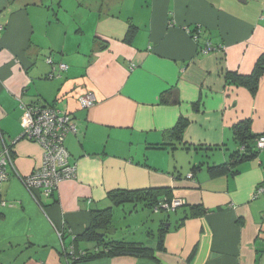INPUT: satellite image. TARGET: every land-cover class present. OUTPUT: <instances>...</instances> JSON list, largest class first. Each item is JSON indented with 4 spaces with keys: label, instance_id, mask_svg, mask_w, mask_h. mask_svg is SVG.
I'll return each instance as SVG.
<instances>
[{
    "label": "crops",
    "instance_id": "crops-1",
    "mask_svg": "<svg viewBox=\"0 0 264 264\" xmlns=\"http://www.w3.org/2000/svg\"><path fill=\"white\" fill-rule=\"evenodd\" d=\"M196 28L199 44L189 33ZM206 42L221 51L200 54ZM262 55L264 0H0V151L13 148L17 171L0 182V264H264V195L252 197L264 183V150L234 175L210 171L239 150L236 124L250 120L264 134V76L254 97L225 79L251 74ZM49 56L68 66L60 77H48ZM171 89L179 103L161 104ZM86 95L97 102L81 109ZM22 104L55 106L78 126L65 141L77 177L60 182L43 209L21 180L44 154L22 139ZM181 117L189 122L182 144L162 147L175 142L165 133ZM158 189L185 202L163 250L153 234L132 241L158 261L72 259L97 250L79 237L94 212L115 214L109 193ZM193 206L207 212L180 225Z\"/></svg>",
    "mask_w": 264,
    "mask_h": 264
},
{
    "label": "trees",
    "instance_id": "trees-1",
    "mask_svg": "<svg viewBox=\"0 0 264 264\" xmlns=\"http://www.w3.org/2000/svg\"><path fill=\"white\" fill-rule=\"evenodd\" d=\"M135 30L136 28L131 25L127 37H132ZM263 76L264 55L259 58L253 72L249 75H241L239 73L229 71L225 72V79L227 84L244 87L251 93L253 97L258 93L260 79ZM160 103L163 105L178 104L179 100L177 91L175 89H171L163 92L160 97ZM188 125V120L181 117L174 128L165 133L166 138L173 139L175 142H167L162 144L161 146L164 148L169 147L173 150L177 145L182 144L183 135ZM232 134L234 141L239 146V150L233 152L230 155V160L227 165L211 167L210 171L213 176L219 175L221 173L223 174L226 171H231L232 175H234L240 164L255 159L262 151L257 148V140L264 134L255 135L252 132L250 120H244L236 124L232 129ZM199 168L194 167L193 171L195 172ZM109 198L115 205V207H124V204L129 202L130 200H138L142 201V206L148 209H155L159 207V205L164 200L170 202L173 199L172 191L170 189L144 190L137 192L116 191L109 193ZM206 212L207 211L203 207L193 206L190 208L189 214L182 218L180 225H183V223L190 217L203 215ZM113 218V208L94 212L90 228L79 238L88 242L95 243L97 245V250L93 252H86L85 254L80 255L77 258H75L77 254H75L74 252V254L71 256L73 257L72 259L78 262H87L105 257L111 258L118 256H135L158 261L155 257L156 251L142 243L118 240L109 235L99 236L97 234L98 230H109L113 227ZM166 232L167 230L165 228L159 230L156 250L164 249L163 238Z\"/></svg>",
    "mask_w": 264,
    "mask_h": 264
},
{
    "label": "built area",
    "instance_id": "built-area-1",
    "mask_svg": "<svg viewBox=\"0 0 264 264\" xmlns=\"http://www.w3.org/2000/svg\"><path fill=\"white\" fill-rule=\"evenodd\" d=\"M189 33L192 39L199 44L202 31L196 28L190 30ZM215 51H221V47L216 48L211 42H206L202 48H199L202 55ZM46 61L52 68L48 76L51 79L60 77L61 73L68 69L64 63H55L52 56L47 57ZM96 102L93 95L78 98L81 109H90ZM21 107L23 109L22 139L36 142L44 152L41 166L21 180L32 198L43 209L44 201L54 195L60 182L77 177V166L69 161L65 141L70 134L78 133V126L76 119L70 113L63 112L55 106L22 104ZM257 148L264 150V135L257 140ZM10 171L17 174L13 148L5 145L0 151V182L10 178ZM262 195H264V183L256 188L252 197L256 199ZM184 205L183 200L172 199L170 202L164 200L155 210L175 212ZM58 234L62 237L63 231H58Z\"/></svg>",
    "mask_w": 264,
    "mask_h": 264
},
{
    "label": "rangeland",
    "instance_id": "rangeland-1",
    "mask_svg": "<svg viewBox=\"0 0 264 264\" xmlns=\"http://www.w3.org/2000/svg\"><path fill=\"white\" fill-rule=\"evenodd\" d=\"M65 6L70 7L69 4H64ZM64 21L66 20L64 19ZM184 163V166L188 165L187 158H185ZM141 202L130 200L124 204V207L115 209L113 227L111 228L114 231V234L112 233L113 237L127 242L142 241L144 243L148 239L152 241L150 240L152 237L149 236L153 234L154 238L152 239L156 241L159 230L166 228L170 223L175 225L178 215L182 214L181 208L178 209L177 214L172 211H158L155 213L153 209L144 208ZM161 222L164 224L161 225Z\"/></svg>",
    "mask_w": 264,
    "mask_h": 264
},
{
    "label": "water",
    "instance_id": "water-1",
    "mask_svg": "<svg viewBox=\"0 0 264 264\" xmlns=\"http://www.w3.org/2000/svg\"><path fill=\"white\" fill-rule=\"evenodd\" d=\"M112 233L114 234V231L113 230H98L97 231V234L99 236L111 235Z\"/></svg>",
    "mask_w": 264,
    "mask_h": 264
}]
</instances>
